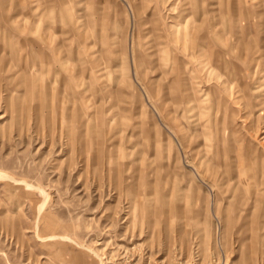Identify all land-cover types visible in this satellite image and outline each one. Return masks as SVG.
Wrapping results in <instances>:
<instances>
[{"label":"rangeland","instance_id":"rangeland-1","mask_svg":"<svg viewBox=\"0 0 264 264\" xmlns=\"http://www.w3.org/2000/svg\"><path fill=\"white\" fill-rule=\"evenodd\" d=\"M0 264H264V0H0Z\"/></svg>","mask_w":264,"mask_h":264},{"label":"bare ground","instance_id":"bare-ground-1","mask_svg":"<svg viewBox=\"0 0 264 264\" xmlns=\"http://www.w3.org/2000/svg\"><path fill=\"white\" fill-rule=\"evenodd\" d=\"M77 73V72H76ZM79 76V75H78ZM76 77V76H75ZM18 181V180H17ZM43 191V190H42Z\"/></svg>","mask_w":264,"mask_h":264}]
</instances>
